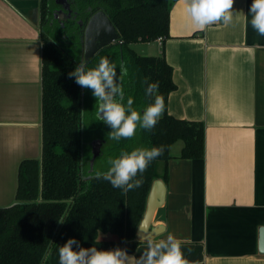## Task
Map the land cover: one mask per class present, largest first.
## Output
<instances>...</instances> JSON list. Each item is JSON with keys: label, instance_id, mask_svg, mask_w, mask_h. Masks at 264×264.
Here are the masks:
<instances>
[{"label": "crops", "instance_id": "obj_1", "mask_svg": "<svg viewBox=\"0 0 264 264\" xmlns=\"http://www.w3.org/2000/svg\"><path fill=\"white\" fill-rule=\"evenodd\" d=\"M186 3L175 1L170 36L153 42L173 68L167 113L204 123V157L181 158L184 142L171 146L158 233L136 237L127 253L138 258L172 235L185 264H264V36L250 24L252 0H234V23L203 29L191 26ZM40 17L41 0H0V207L16 201L21 161L41 155Z\"/></svg>", "mask_w": 264, "mask_h": 264}, {"label": "trees", "instance_id": "obj_2", "mask_svg": "<svg viewBox=\"0 0 264 264\" xmlns=\"http://www.w3.org/2000/svg\"><path fill=\"white\" fill-rule=\"evenodd\" d=\"M176 0H74L76 16L63 26L54 17L55 0H41L40 30L43 41V135L40 158L21 161L18 169L16 205L0 207V264H40L45 249L51 245L53 255L47 264H59L58 249L68 238H76L82 247L98 249L124 248L133 252L142 242L136 239L147 199L156 179L168 178L167 162L171 146L182 140L180 157H204V123L178 119L167 113V99L176 84L173 68L164 55H142L132 45L170 36L171 9ZM104 10L121 35V42L103 48L86 65L93 68L102 58L120 65L127 74L119 75L124 95L133 100V108L143 112L155 97L164 100V111L155 127H137L130 138L115 141L110 127L98 120V101L92 90L69 76L82 55L84 22L97 10ZM150 84L157 88L145 95ZM92 133L110 142L113 158L122 151L161 147L145 169L138 188L123 191L114 188L103 175L89 174L82 164L84 135ZM162 163V173L159 164ZM107 171V170H106ZM106 171L100 172L104 173ZM42 174V186H41ZM65 219L60 223L59 219ZM112 233L118 239H100L99 233Z\"/></svg>", "mask_w": 264, "mask_h": 264}, {"label": "clouds", "instance_id": "obj_3", "mask_svg": "<svg viewBox=\"0 0 264 264\" xmlns=\"http://www.w3.org/2000/svg\"><path fill=\"white\" fill-rule=\"evenodd\" d=\"M233 3L234 0H188L184 12L194 29H203L217 21L230 25L234 23ZM248 14L251 16V26L264 36V0H252ZM119 71L127 74L123 65ZM69 76L74 77L78 85L92 90V95L99 102L97 118L110 127V138L115 141L132 137L138 126L146 130L153 129L163 113L164 100L158 95L142 113L133 108L131 98L125 103L118 82L117 65L107 58H102L93 68H88L82 60L69 72ZM156 88V84H150L145 89V95L152 96ZM163 151V146L122 151L119 157L109 160L110 167L106 172H97L96 175H103L114 188L125 192L138 188L142 184V178H136L137 173L142 176L148 165L162 155ZM59 222L63 223L65 219L61 218ZM58 253L59 264H133V259L134 264H185L181 242L172 235L166 239L150 241L148 250L138 258L129 256L127 250L120 247L107 250L95 246L85 248L74 237L68 238L59 247ZM52 255L53 248L49 245L40 264H47Z\"/></svg>", "mask_w": 264, "mask_h": 264}, {"label": "water", "instance_id": "obj_4", "mask_svg": "<svg viewBox=\"0 0 264 264\" xmlns=\"http://www.w3.org/2000/svg\"><path fill=\"white\" fill-rule=\"evenodd\" d=\"M57 4L64 3L63 0H56ZM68 10V13L65 12ZM71 9L69 4H64V9H60L59 13L71 15ZM61 22L63 18L55 16ZM80 25L83 26V38H82V59L87 64L93 57H95L103 48L108 47L112 44L122 43L121 35L116 29L114 23L111 21L106 12L102 9L93 12L88 19L84 22L79 20ZM64 24V23H63ZM43 98V91H42ZM105 140L97 139L93 143L94 157L99 154L102 145ZM43 149H44V135H43V115H42V144H41V170L43 160ZM42 174H41V186H42ZM166 196V185L162 179H156L151 187L147 206L143 218L139 224L137 230V237L141 240H148L157 235L158 229L152 227L153 220L155 218L157 210L163 205ZM18 202L15 201L9 206L16 205ZM259 253L264 255V226L260 229L259 238Z\"/></svg>", "mask_w": 264, "mask_h": 264}, {"label": "rangeland", "instance_id": "obj_5", "mask_svg": "<svg viewBox=\"0 0 264 264\" xmlns=\"http://www.w3.org/2000/svg\"><path fill=\"white\" fill-rule=\"evenodd\" d=\"M134 49L139 54L142 55H156L157 52L160 51V46L156 42H140L136 45L133 46ZM96 135L92 133H85L84 135V152H83V168L88 172L89 174L97 173V172H103L108 170L110 167L109 160L113 159L112 156H110L109 153V145L110 142H107L106 145H103L100 149L99 154L96 156V159L93 161L94 157V152H93V142L94 140L98 139ZM183 145V141L179 140L175 143V145L172 147V151L174 152L175 150L181 148ZM159 173H162V163L159 164ZM99 238L100 239H118V235L112 234V233H105V232H100L99 233Z\"/></svg>", "mask_w": 264, "mask_h": 264}, {"label": "flooded vegetation", "instance_id": "obj_6", "mask_svg": "<svg viewBox=\"0 0 264 264\" xmlns=\"http://www.w3.org/2000/svg\"><path fill=\"white\" fill-rule=\"evenodd\" d=\"M63 2L64 3H62V4H57L56 3V0H55V3H56V7L54 8V11H53V14H54V17L57 15V16H60L61 18H63V21H62V23H64L63 24V26H65L66 24H71L72 23V21H73V19H74V17L76 16V13H75V9H74V0H63ZM64 4H69L70 5V9H71V15L70 16H67V14H61V13H59V10L60 9H64ZM65 12L66 13H68V10H65ZM56 18V17H55ZM57 19V18H56ZM58 21H60L59 19H58ZM83 59H82V55H81V61H82ZM121 65H123L124 66V62H122L121 63ZM120 65V66H121ZM122 73H120V71L119 70H117V75L119 76V75H121ZM120 87H122L121 85H120ZM123 97H124V95H123ZM98 139H101V140H104V139H102V138H98ZM84 140V139H83ZM97 140V139H96ZM95 141V140H94ZM107 142H109L108 140H107ZM107 142H105L103 145H106V143ZM94 143V142H93ZM102 145V146H103ZM83 152H84V148H83ZM83 154V153H82ZM83 159V158H82ZM82 164H83V161H82ZM83 170H84V168H83ZM92 174V173H91ZM90 174V175H91ZM93 174H95V173H93Z\"/></svg>", "mask_w": 264, "mask_h": 264}, {"label": "built area", "instance_id": "obj_7", "mask_svg": "<svg viewBox=\"0 0 264 264\" xmlns=\"http://www.w3.org/2000/svg\"><path fill=\"white\" fill-rule=\"evenodd\" d=\"M157 40L161 42V41H163V38L159 37Z\"/></svg>", "mask_w": 264, "mask_h": 264}]
</instances>
